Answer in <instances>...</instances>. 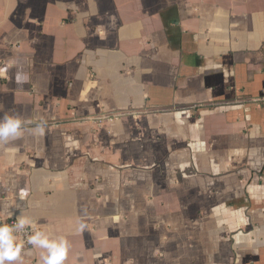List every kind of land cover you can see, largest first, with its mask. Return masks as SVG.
Instances as JSON below:
<instances>
[{
	"label": "crops",
	"instance_id": "1",
	"mask_svg": "<svg viewBox=\"0 0 264 264\" xmlns=\"http://www.w3.org/2000/svg\"><path fill=\"white\" fill-rule=\"evenodd\" d=\"M4 115L0 220L64 264H264V0H0Z\"/></svg>",
	"mask_w": 264,
	"mask_h": 264
},
{
	"label": "clouds",
	"instance_id": "2",
	"mask_svg": "<svg viewBox=\"0 0 264 264\" xmlns=\"http://www.w3.org/2000/svg\"><path fill=\"white\" fill-rule=\"evenodd\" d=\"M28 79L29 77L22 69L17 70L15 74L17 85L22 86ZM25 123V120L19 115L0 117V143L19 138L25 130ZM45 126L46 122L37 123L33 131L43 133ZM33 223V220L21 214L12 224H0V264H13L21 259L25 242L18 239V235L30 230ZM27 244L46 250L47 254L42 257L43 264H64L70 247L66 238L50 239L43 231H35L31 235H27Z\"/></svg>",
	"mask_w": 264,
	"mask_h": 264
},
{
	"label": "built area",
	"instance_id": "3",
	"mask_svg": "<svg viewBox=\"0 0 264 264\" xmlns=\"http://www.w3.org/2000/svg\"><path fill=\"white\" fill-rule=\"evenodd\" d=\"M102 119L104 120L105 118H102ZM50 125H51L50 127L56 126V124L55 125L54 124H50ZM15 220H16L15 218L7 219V220H0V224H2V223L12 224ZM35 231L36 230L34 228H30V230H28L27 232L21 233V234L18 235V239L24 240V242H25L24 243V247L29 246V244H27V235H31Z\"/></svg>",
	"mask_w": 264,
	"mask_h": 264
}]
</instances>
